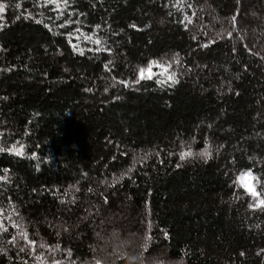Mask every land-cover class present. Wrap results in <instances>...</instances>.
I'll return each mask as SVG.
<instances>
[{
    "label": "trees",
    "instance_id": "1",
    "mask_svg": "<svg viewBox=\"0 0 264 264\" xmlns=\"http://www.w3.org/2000/svg\"><path fill=\"white\" fill-rule=\"evenodd\" d=\"M0 3V264H264V0Z\"/></svg>",
    "mask_w": 264,
    "mask_h": 264
},
{
    "label": "rangeland",
    "instance_id": "2",
    "mask_svg": "<svg viewBox=\"0 0 264 264\" xmlns=\"http://www.w3.org/2000/svg\"><path fill=\"white\" fill-rule=\"evenodd\" d=\"M209 1V0H208ZM207 4L209 5V3L207 2ZM4 12V5L2 3H0V26H1V22H2V14ZM213 16H211L212 19L217 20V16L214 14H212ZM241 34L244 35V29L241 28ZM256 30V29H255ZM258 32V30H256ZM260 33V32H258ZM169 66L168 64L164 63V62H154L151 65H147L144 68V72H143V78H148L149 75H151V77H156L161 81H171L173 80V75L172 73L169 72V68L167 67ZM141 70V69H140ZM140 70L138 71V75H137V80L141 79V73ZM17 150H20V148H14L13 152L17 153ZM248 171H241L238 176L236 177V184L237 186L239 185L243 190L247 191L246 188L244 187V185H248L250 187L253 188V190H255L257 193H259V180L255 177H253V175H246ZM248 192V191H247ZM249 193V192H248ZM251 195V193H249ZM253 196V195H252ZM257 197V196H254ZM257 201H259V199H257ZM112 237L108 238V237H101L100 238V243L102 242V244L105 246H109L110 249H112V251H114L115 255H125L128 254V252H130V254H128V256H130V258L136 260L137 262H139L140 264H172L169 261H163L161 256H153L152 254L149 255H145L144 252L139 251H134L133 250V246H140L141 242L140 240L135 236V234L132 232L133 230L128 228V229H122V227L120 225L118 226H112ZM114 228L118 229L117 232L114 230ZM143 245V243H142ZM93 249V248H92ZM143 251V250H142ZM163 263H162V262ZM95 264H101L96 262Z\"/></svg>",
    "mask_w": 264,
    "mask_h": 264
},
{
    "label": "snow or ice",
    "instance_id": "3",
    "mask_svg": "<svg viewBox=\"0 0 264 264\" xmlns=\"http://www.w3.org/2000/svg\"><path fill=\"white\" fill-rule=\"evenodd\" d=\"M149 63V65H151L152 63H154L153 61H149L148 62ZM143 72H144V69H141L140 70V73H141V77L143 78ZM149 79L151 78V75H149V77H148ZM157 82H159V81H157ZM22 147L23 146H21V149L20 150H17V155H21L22 154ZM9 151H12L11 149H9ZM191 154V152L189 151L188 153H185V152H181L180 153V156H181V158H183L185 155H190ZM33 155H35V154H33ZM202 155H203V158H205V159H207V153L206 152H203L202 153ZM246 175H251V172H250V170H249V172H247L246 173ZM244 187L246 188V190L249 192V193H251V195H253V196H258V193L255 191V190H253V188L252 187H250V186H248V185H244ZM258 203H264V202H260V201H258ZM256 205H253V204H249V207L251 208V207H255Z\"/></svg>",
    "mask_w": 264,
    "mask_h": 264
}]
</instances>
